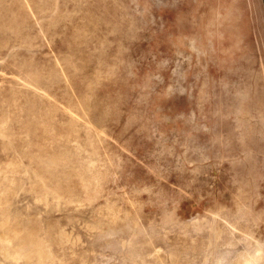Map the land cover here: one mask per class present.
Segmentation results:
<instances>
[{
    "label": "rangeland",
    "instance_id": "rangeland-1",
    "mask_svg": "<svg viewBox=\"0 0 264 264\" xmlns=\"http://www.w3.org/2000/svg\"><path fill=\"white\" fill-rule=\"evenodd\" d=\"M0 264H264V0H0Z\"/></svg>",
    "mask_w": 264,
    "mask_h": 264
}]
</instances>
